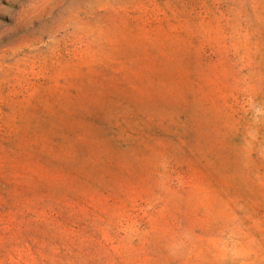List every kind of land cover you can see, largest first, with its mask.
I'll return each mask as SVG.
<instances>
[{
    "label": "rangeland",
    "instance_id": "374dc122",
    "mask_svg": "<svg viewBox=\"0 0 264 264\" xmlns=\"http://www.w3.org/2000/svg\"><path fill=\"white\" fill-rule=\"evenodd\" d=\"M0 264H264V0H0Z\"/></svg>",
    "mask_w": 264,
    "mask_h": 264
}]
</instances>
